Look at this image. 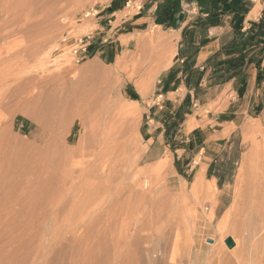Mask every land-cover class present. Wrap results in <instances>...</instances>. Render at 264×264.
Segmentation results:
<instances>
[{"label": "rangeland", "instance_id": "rangeland-1", "mask_svg": "<svg viewBox=\"0 0 264 264\" xmlns=\"http://www.w3.org/2000/svg\"><path fill=\"white\" fill-rule=\"evenodd\" d=\"M56 1L44 8L46 0H0V264H264V238L251 237L236 212L222 225L240 173L262 182L261 161L253 159L264 157V73L237 97L226 89L207 104L193 107L185 98L177 108L172 99L184 91L168 94L172 101L157 96L175 71L177 32L150 26L123 37L111 26L110 37L125 43L121 54L76 58L74 41L95 31L96 14L110 0ZM252 37L261 44L259 65L264 30ZM152 49L168 56L153 76L144 73ZM86 110L101 118L106 146L126 149L102 155L99 145H86L87 126L69 130L70 120L56 119L62 111L84 117ZM32 111L37 126L27 115ZM233 113L235 125L211 123V130H223L208 153L201 150L206 132L185 136L174 128L184 118L202 125ZM150 119L160 123L154 133L169 128L171 138L150 146L144 136ZM54 129L66 135V151ZM228 237L236 240L232 249Z\"/></svg>", "mask_w": 264, "mask_h": 264}, {"label": "crops", "instance_id": "crops-1", "mask_svg": "<svg viewBox=\"0 0 264 264\" xmlns=\"http://www.w3.org/2000/svg\"><path fill=\"white\" fill-rule=\"evenodd\" d=\"M262 16L264 0H225L216 5L212 0H110L96 14V29L88 35L85 57L113 60L122 53L125 43L110 37L111 26L123 37L150 26L177 32L179 40L175 71L171 72L169 79L164 78L160 86L162 93L157 96L166 101L173 100L177 108L185 98L196 107L200 101L207 104L226 89L237 97L243 88H252L257 75L264 73V58H260L257 65L256 47L261 44L254 43L257 41L255 37L251 38L253 30H258ZM263 30L258 31L261 33ZM247 39H252V42L246 43ZM182 91L185 92L184 96L177 98L176 93ZM168 94L177 96L171 100ZM156 106L159 109L163 107L159 103ZM236 115L233 113L228 117L227 114L221 119L209 116L203 122V127L196 118H184L174 128L176 134L183 133L185 136L198 131L206 132L201 150L208 153L217 146L221 139L220 130H223H211V123L235 125ZM191 124L193 127L187 131V126ZM146 125L144 136L146 140H151L150 146L160 137L171 138L169 128L162 129L160 136L154 133L160 123L153 119L148 120ZM183 163V170H187L189 164ZM211 165L212 160L206 164L205 174L210 171Z\"/></svg>", "mask_w": 264, "mask_h": 264}, {"label": "bare ground", "instance_id": "bare-ground-1", "mask_svg": "<svg viewBox=\"0 0 264 264\" xmlns=\"http://www.w3.org/2000/svg\"><path fill=\"white\" fill-rule=\"evenodd\" d=\"M50 2V4L52 3V1H56V0H46V6L44 5V8H51L49 7V3L47 5V2ZM58 1V0H57ZM57 3H61V2H57ZM54 2L53 4L51 5H54ZM43 8V7H42ZM58 8V7H57ZM60 8L62 9V7L60 6ZM151 38H157L158 39V36L157 35H153ZM174 41V40H173ZM149 43V42H148ZM168 45H170L171 43V39H169L167 41ZM173 43V42H172ZM34 46H37V45H34ZM30 47V46H29ZM167 49V47H166ZM27 50V49H26ZM34 50V48H33ZM165 50V49H164ZM168 50V49H167ZM25 51V50H23ZM166 51V50H165ZM27 52V51H26ZM27 54V53H26ZM18 56V55H17ZM29 57V56H28ZM145 58L147 60V69H145L144 73H146V75H156L158 74L160 71L164 70L166 68V66L168 65V56L166 55V53L162 52V51H154L153 49L152 50H149L148 53L145 54ZM14 59V58H13ZM7 60V59H5ZM8 61V60H7ZM6 61V62H7ZM10 61V59H9ZM13 62V61H12ZM3 66V65H2ZM8 66V65H7ZM146 66V65H145ZM4 67V66H3ZM144 67V66H143ZM8 68H11L10 65L7 67V70ZM6 69V68H5ZM3 71V70H2ZM1 71V72H2ZM145 75V76H146ZM142 82L144 80H141ZM18 90V89H17ZM19 93L22 95V94H25V97H24V100H29V98H27V93H28V90L27 89H21V87L19 88ZM16 93V91H15ZM18 93V94H19ZM13 94V93H12ZM16 93V95L14 94V96H17L18 95ZM20 96V95H19ZM17 99V98H16ZM23 100V101H24ZM88 109H92L91 107H88ZM25 111V109H24ZM29 111V110H28ZM22 112V111H21ZM27 112V111H25ZM86 112V116H81L82 114L80 113V115L77 117L76 116H69L67 115L66 111H62L61 113L58 114V116L56 117L57 121H63V120H70L71 123L69 125V130L72 129L77 123L80 124L81 128L85 127L86 126L88 127L87 128V134L86 136L88 137V135L90 136V139L88 137V143H86V145L88 147H91V146H94L96 147V145H99L100 148H101V153H102V150L104 151H108L107 153L110 154V152H113V151H117L118 148L120 147L121 149H126V146L124 144L120 145L119 147L116 145V144H112V146H106V142L109 140L108 137V133L105 132L103 130V122L100 120L101 118L99 117L98 118V113H93V110H87L84 111ZM123 112H129V111H126V110H123ZM85 114V113H84ZM83 114V115H84ZM28 117L35 123V126H37V118L38 117V114L35 112V111H32V112H28ZM66 116H69V117H66ZM55 121V126L57 125V127L59 126L61 128V125L60 123L58 124V122ZM107 121V120H106ZM62 123V122H61ZM46 125V131H50V130H53L54 127H52L50 124H45ZM51 127V128H50ZM58 127V128H59ZM40 128V127H39ZM38 128V130H40ZM50 128V130H49ZM37 129V128H36ZM55 130V129H54ZM60 130V129H58ZM56 131V130H55ZM41 132L44 133V131L41 130ZM56 133H58V136H57V139L59 140L60 139V142H61V147H62V150L67 148L66 145L68 144V140H67V137H65L63 134H59V131ZM89 133V134H88ZM129 133V132H128ZM80 135V134H79ZM81 136V135H80ZM35 137V136H34ZM40 137V136H39ZM46 137V136H45ZM85 137V138H87ZM263 138V137H262ZM41 139V137H40ZM38 139V140H40ZM43 140H45L43 138ZM47 140V139H46ZM263 140V139H262ZM41 141V140H40ZM43 141H41V144H42ZM111 142V141H110ZM127 142V141H126ZM82 143V141H81ZM109 143V142H108ZM113 143V142H112ZM47 144V142L45 143ZM51 144V143H50ZM48 144V145H50ZM263 144V143H262ZM44 146L43 145V149H44ZM53 146V147H52ZM52 148H54V145H51ZM49 146V148H51ZM55 147H58V146H55ZM93 147V148H94ZM48 148V146H47ZM46 148V149H47ZM47 149V151H49L50 149ZM82 148V147H81ZM85 148V147H83ZM92 148V147H91ZM57 148H55V150H53L54 152L56 151ZM45 150V149H44ZM59 150V148H58ZM57 150V151H58ZM62 150H59L61 153H62ZM110 150V152H109ZM42 151V150H41ZM56 151V152H57ZM58 151V152H59ZM66 151V149H65ZM67 151H69L67 149ZM57 152V153H58ZM47 153V152H46ZM52 153V152H51ZM56 153V156H59L60 154ZM115 153V152H114ZM112 153V154H114ZM55 153H53L54 155ZM65 154V153H63ZM62 155V154H61ZM103 155V153H102ZM114 156V155H113ZM254 162L255 161H261L260 162V170H261V178H262V182L258 183L255 182V181H251L249 178H247L245 175L243 176V173L241 172L240 173V176L238 178V181L236 183V186H235V191H234V197L232 199V202H231V205L229 207V209L226 211V214L224 215V218H223V221H222V225L223 227L224 226H227L228 225V220L230 219V217L232 216V214H234V212L237 213V215L241 218L242 222L244 223V221L247 223V227L249 228V235L251 237H258V240L262 241V239L264 238V170L262 169V164L264 163V157L262 158H255L253 159ZM108 166V165H107ZM110 169V168H109ZM257 169V168H256ZM197 171V170H196ZM103 173V172H102ZM253 173V172H252ZM245 177V178H244ZM259 177V176H258ZM107 178V177H106ZM105 179V178H104ZM106 180V179H105ZM258 180V179H257ZM260 180V178H259ZM261 181V180H260ZM259 182V181H258ZM169 185L175 190L176 188L174 187V185L172 183H169ZM98 187V186H97ZM166 188V187H165ZM248 188H252L253 190L250 192V196H249V199L246 201L245 197H246V189ZM261 188V189H260ZM168 190V189H167ZM178 190V194H179V191H181L180 189H176ZM182 193V192H180ZM232 241L236 244V240L234 238H231Z\"/></svg>", "mask_w": 264, "mask_h": 264}, {"label": "built area", "instance_id": "built-area-1", "mask_svg": "<svg viewBox=\"0 0 264 264\" xmlns=\"http://www.w3.org/2000/svg\"><path fill=\"white\" fill-rule=\"evenodd\" d=\"M67 38L63 37L62 41H65ZM88 36H83L82 38L76 39L74 41V44L71 48V53L74 55V57L80 56L81 59L85 58L87 53V47H88Z\"/></svg>", "mask_w": 264, "mask_h": 264}, {"label": "water", "instance_id": "water-1", "mask_svg": "<svg viewBox=\"0 0 264 264\" xmlns=\"http://www.w3.org/2000/svg\"><path fill=\"white\" fill-rule=\"evenodd\" d=\"M208 242H211V240H208ZM225 245L227 246L228 249H232L234 247V242L230 237L226 238L224 240Z\"/></svg>", "mask_w": 264, "mask_h": 264}, {"label": "trees", "instance_id": "trees-1", "mask_svg": "<svg viewBox=\"0 0 264 264\" xmlns=\"http://www.w3.org/2000/svg\"><path fill=\"white\" fill-rule=\"evenodd\" d=\"M225 0H212V2L216 5L218 2H224ZM199 3V1H198ZM264 19L262 20V22L258 23V30L262 31L264 29V25H263Z\"/></svg>", "mask_w": 264, "mask_h": 264}]
</instances>
